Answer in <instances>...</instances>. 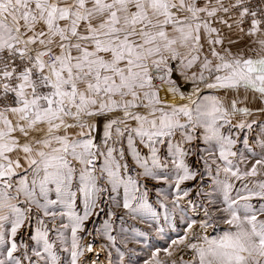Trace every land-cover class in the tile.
<instances>
[{
    "label": "snow or ice",
    "instance_id": "snow-or-ice-1",
    "mask_svg": "<svg viewBox=\"0 0 264 264\" xmlns=\"http://www.w3.org/2000/svg\"><path fill=\"white\" fill-rule=\"evenodd\" d=\"M86 236L264 264V0H0V264H100Z\"/></svg>",
    "mask_w": 264,
    "mask_h": 264
},
{
    "label": "rangeland",
    "instance_id": "rangeland-1",
    "mask_svg": "<svg viewBox=\"0 0 264 264\" xmlns=\"http://www.w3.org/2000/svg\"><path fill=\"white\" fill-rule=\"evenodd\" d=\"M201 146L203 147L204 145L201 144ZM146 151L147 150H145V152ZM188 162L190 164H193L194 167H196L194 165V158H189ZM198 170L203 172L202 165L198 166ZM149 183H150V186L153 187V190L149 194L150 202H155L158 199L157 192L155 189H157V188L163 189L168 194L167 200L165 202L169 203V207H171L170 201L173 199L174 195L176 194L174 184L169 186L168 183H165L163 181H160V182L151 181ZM198 183H200L201 187H203L205 190H208L207 184L209 183V180H208L207 176H205V179L203 182H201L199 180V177H197L196 180L186 181L184 184L181 185V189H193V191L190 192L189 196L184 198L181 201L182 206L184 208V215L187 216V218L189 220H198L200 218V216L202 215V213L197 212V207L200 206V197L196 196L195 188H196ZM236 183H237V186H239V182H236ZM160 198L163 199V197H160ZM189 201H192L193 203H195L197 207H193V203H189ZM157 211L160 212L161 218H162L163 217V209L157 207ZM107 218H108L107 216L101 214V215L93 218L95 223H93L92 220H90L87 223L86 227L89 229L99 228L102 226L103 221ZM128 223H132V222L129 221ZM173 223H175V218L173 220ZM34 226H35L34 222L30 223L29 229L33 228ZM124 226L127 227V224H125ZM133 226L138 227L141 230H143V228H144V225H141V224H133ZM118 227H120V221L117 219L116 223L114 224V228H118ZM180 227H183L182 222L180 224ZM225 227H226L225 225L221 224L220 228L217 229V231H222ZM113 234L115 235L116 233L113 232ZM213 234L215 235L216 233H213ZM168 235L174 236L175 233H168ZM85 242L86 243H89V242L93 243V245L95 246V248L97 249L98 252H99L101 244H104L105 247L107 246L106 241H104L102 237H95V239H93L92 236H86ZM150 242L153 244H156L157 246L164 245V241L157 239L154 234H152V236L150 237ZM118 246L121 248V251H126L122 245H118ZM164 246H166V245H164ZM129 247H132L134 249V251L132 253L126 252L125 259L129 260L130 264H143V261L145 259H147L148 255L150 254V252L147 250V247L143 243L142 244H130ZM112 251L114 254L115 250L113 249ZM105 256H106L105 252H99L98 257L96 256L95 253H93V254H89V259L95 260L98 258L100 261V264H106Z\"/></svg>",
    "mask_w": 264,
    "mask_h": 264
}]
</instances>
